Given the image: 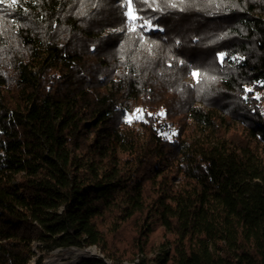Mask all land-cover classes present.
<instances>
[{"label": "trees", "instance_id": "1", "mask_svg": "<svg viewBox=\"0 0 264 264\" xmlns=\"http://www.w3.org/2000/svg\"><path fill=\"white\" fill-rule=\"evenodd\" d=\"M123 2L0 3V264H264V0Z\"/></svg>", "mask_w": 264, "mask_h": 264}, {"label": "rangeland", "instance_id": "2", "mask_svg": "<svg viewBox=\"0 0 264 264\" xmlns=\"http://www.w3.org/2000/svg\"><path fill=\"white\" fill-rule=\"evenodd\" d=\"M12 4L13 0H8V4ZM185 82L187 83V86L196 89L199 83V77H194L192 74L186 78ZM264 99V91L260 93ZM214 99V98H211ZM137 109H142L144 110L143 115L148 114V113H152V117L153 120H157L156 124H160L162 122H164V116H160L157 115L158 113H160L162 111L161 108H157V110H154V113L152 111H148L147 112V108H145L144 106H138L135 107L133 109L132 112L129 113V115L127 116V121L129 117H132V123L133 122H138L140 121V119H136V116L139 115V113L136 112ZM154 120V121H155ZM128 236V235H127ZM155 242L158 243L161 241L162 239V232H158L155 237ZM124 240L127 242V240L124 238ZM37 246H41V244L39 243H35L34 247L36 248ZM43 248V252L40 253L39 255L43 254L44 256V260H43V264H77L79 263L81 260L84 259H88V258H92L93 256L90 257H86V258H82V259H78L73 255L74 250H81V251H85V250H95L96 251V256L97 255H101L100 251L95 248V247H91V248H85V247H74V246H69V245H65L63 247H59V248H54V249H47L44 246H41ZM152 255V254H151ZM30 264H35V261L33 260ZM125 264H130V263H125Z\"/></svg>", "mask_w": 264, "mask_h": 264}, {"label": "snow or ice", "instance_id": "3", "mask_svg": "<svg viewBox=\"0 0 264 264\" xmlns=\"http://www.w3.org/2000/svg\"><path fill=\"white\" fill-rule=\"evenodd\" d=\"M4 0H0V3H3ZM13 2H15V0H13ZM134 2H142L144 4H149V0H124L122 7L124 8V11L122 12V15L125 17V26L127 27L128 30L131 31H135L137 28L136 25V21L139 20L141 21L140 23V27H145V28H152L153 25L151 24V20L147 19L143 16H140L139 13V9H136L134 7ZM152 2L154 3L155 0H152ZM172 7H175V4L172 5ZM226 54L225 53H220L219 54V58L221 60V62H223L224 56ZM192 75L194 77H199L200 73L197 71H193ZM248 91H251V89H248ZM259 98V97H257ZM137 113H139V115L136 116V119H140V120H144V115L143 112L144 110L142 109H137L136 110ZM149 116H152V113H148ZM157 115L163 116L165 115V113L163 111H161L160 113H158ZM144 122H147L146 120ZM128 123H132V117L128 118Z\"/></svg>", "mask_w": 264, "mask_h": 264}, {"label": "bare ground", "instance_id": "4", "mask_svg": "<svg viewBox=\"0 0 264 264\" xmlns=\"http://www.w3.org/2000/svg\"><path fill=\"white\" fill-rule=\"evenodd\" d=\"M96 254L97 253L95 250H85V251L74 250L73 252V255L78 259H82L90 256H96Z\"/></svg>", "mask_w": 264, "mask_h": 264}, {"label": "water", "instance_id": "5", "mask_svg": "<svg viewBox=\"0 0 264 264\" xmlns=\"http://www.w3.org/2000/svg\"><path fill=\"white\" fill-rule=\"evenodd\" d=\"M99 257H101L102 258V255H97V256H93L92 258H99Z\"/></svg>", "mask_w": 264, "mask_h": 264}]
</instances>
